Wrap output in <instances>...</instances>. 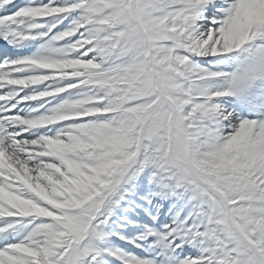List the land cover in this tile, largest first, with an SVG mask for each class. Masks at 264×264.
I'll list each match as a JSON object with an SVG mask.
<instances>
[{
  "label": "snow or ice",
  "instance_id": "6c2138e0",
  "mask_svg": "<svg viewBox=\"0 0 264 264\" xmlns=\"http://www.w3.org/2000/svg\"><path fill=\"white\" fill-rule=\"evenodd\" d=\"M0 264H264V0H0Z\"/></svg>",
  "mask_w": 264,
  "mask_h": 264
}]
</instances>
